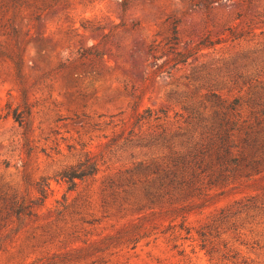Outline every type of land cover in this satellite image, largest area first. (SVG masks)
I'll use <instances>...</instances> for the list:
<instances>
[{
    "label": "rangeland",
    "instance_id": "374dc122",
    "mask_svg": "<svg viewBox=\"0 0 264 264\" xmlns=\"http://www.w3.org/2000/svg\"><path fill=\"white\" fill-rule=\"evenodd\" d=\"M223 109L259 128L234 177L164 194L152 161L178 139L149 133L198 137ZM87 150L99 169L69 189L56 173ZM253 159L264 162V0H0V264H264V211L240 235L206 231L264 194Z\"/></svg>",
    "mask_w": 264,
    "mask_h": 264
},
{
    "label": "trees",
    "instance_id": "16d2710c",
    "mask_svg": "<svg viewBox=\"0 0 264 264\" xmlns=\"http://www.w3.org/2000/svg\"><path fill=\"white\" fill-rule=\"evenodd\" d=\"M229 107L234 106L229 105ZM216 115L219 117L218 122L200 131L198 137H195L188 126L178 127L174 131L161 126L160 129L149 133L148 137L161 138L162 141H166L167 138V141L178 139L171 147H168L169 154L152 161V171L158 174L164 194H169L173 188L178 189V192L185 196L202 195L207 193V189L211 186L225 185L234 177L238 165L247 157L246 144L249 143L251 136H256L259 128L253 127V124H239V114L235 111L229 112L223 109L216 112ZM143 117L141 114L137 118L140 120ZM254 120L255 124L259 123L258 113L254 114ZM242 131H244L243 137H241ZM135 135L136 143L144 144L146 135L141 133H135ZM249 165L251 170L258 172L264 167H261L264 162L253 159L249 161ZM99 166L100 158L87 150L80 159L63 167L56 175L66 180L68 188L72 189L76 178L83 179L93 175L98 171ZM147 166L149 167V164ZM37 183L38 195L34 200L37 205H40L48 195L49 182L47 177H40ZM57 202L59 205L56 212L68 206L65 195ZM260 211H264V194L235 200L232 205L220 209L211 217L206 225V231H217V234H221L227 229H232L240 235V228L244 221H251ZM213 251L212 248L207 249L210 258L213 257Z\"/></svg>",
    "mask_w": 264,
    "mask_h": 264
}]
</instances>
